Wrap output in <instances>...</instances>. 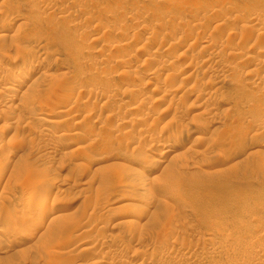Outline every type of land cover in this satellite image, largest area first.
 I'll use <instances>...</instances> for the list:
<instances>
[{
  "label": "rangeland",
  "instance_id": "1",
  "mask_svg": "<svg viewBox=\"0 0 264 264\" xmlns=\"http://www.w3.org/2000/svg\"><path fill=\"white\" fill-rule=\"evenodd\" d=\"M1 28L0 264H264V0H0Z\"/></svg>",
  "mask_w": 264,
  "mask_h": 264
},
{
  "label": "bare ground",
  "instance_id": "2",
  "mask_svg": "<svg viewBox=\"0 0 264 264\" xmlns=\"http://www.w3.org/2000/svg\"><path fill=\"white\" fill-rule=\"evenodd\" d=\"M2 32V28L0 29V33ZM14 91V90H13ZM61 121V120H60ZM78 123V122H77ZM80 123V122H79ZM180 143L181 142H175V145H173L174 147H177V146H180ZM68 152V151H67ZM33 176V175H32ZM2 211V210H1ZM1 215H3V214H1ZM0 215V216H1ZM128 220V222L129 223H131L132 222V220H129V219H127ZM43 222H44V220H39V222H38V224H39V226H43ZM136 223V222H135ZM138 223V222H137ZM13 224V223H12ZM131 225V224H130ZM29 226V225H28ZM28 226H25V225H21V228L19 229V235H25V234H28V233H30L31 232V228L30 227H28ZM15 237V236H14ZM8 250V249H7Z\"/></svg>",
  "mask_w": 264,
  "mask_h": 264
}]
</instances>
